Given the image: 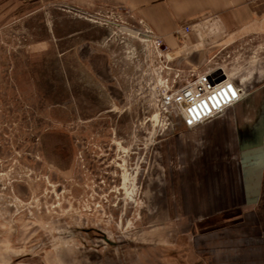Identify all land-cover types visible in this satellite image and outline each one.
<instances>
[{
  "label": "rangeland",
  "instance_id": "obj_1",
  "mask_svg": "<svg viewBox=\"0 0 264 264\" xmlns=\"http://www.w3.org/2000/svg\"><path fill=\"white\" fill-rule=\"evenodd\" d=\"M71 9L0 0V264L236 263L237 236L263 233L237 201V129L264 100V17L171 45ZM213 70L248 101L194 130L170 119L165 91Z\"/></svg>",
  "mask_w": 264,
  "mask_h": 264
},
{
  "label": "crops",
  "instance_id": "obj_2",
  "mask_svg": "<svg viewBox=\"0 0 264 264\" xmlns=\"http://www.w3.org/2000/svg\"><path fill=\"white\" fill-rule=\"evenodd\" d=\"M65 2L66 5L80 11L101 15L113 11H122L126 17L136 24L143 23L153 33L163 36L171 45L180 36L194 33L201 35V26L212 33L236 32L244 29L249 21L255 17H264V4L258 8L250 7V0H53ZM128 26L130 24H127ZM220 25V27H218ZM132 26V25H130ZM218 27V28H217ZM220 29V30H219ZM238 149L239 141L237 140ZM240 159V149H239ZM240 168H241V163ZM242 174V173H241ZM242 179V175H241ZM242 187L238 194V202L243 200L242 206L253 207L254 222L248 221L252 227H259V232L253 236H237L236 242L243 252H238L237 262H233V253L226 257L227 264H261L264 260V176L261 196L257 205L248 206ZM253 215V214H252ZM249 215V216H252ZM246 217V215H245ZM248 220V215H247ZM246 224V226L249 227ZM233 238V237H232ZM236 239V238H234ZM245 245H242V244ZM246 252V254H245ZM243 253V254H242ZM243 255V256H241ZM223 262V263H225Z\"/></svg>",
  "mask_w": 264,
  "mask_h": 264
},
{
  "label": "built area",
  "instance_id": "obj_3",
  "mask_svg": "<svg viewBox=\"0 0 264 264\" xmlns=\"http://www.w3.org/2000/svg\"><path fill=\"white\" fill-rule=\"evenodd\" d=\"M139 24L143 25V23ZM120 25L138 31L134 26L123 23ZM140 32L150 37V41L142 42H162L149 29L140 30ZM243 91L241 84H238L224 71L213 70L198 74L176 90L168 89L162 95L161 101L165 108V114L170 119L179 120L186 129L194 130L223 117L230 109L245 99Z\"/></svg>",
  "mask_w": 264,
  "mask_h": 264
},
{
  "label": "water",
  "instance_id": "obj_4",
  "mask_svg": "<svg viewBox=\"0 0 264 264\" xmlns=\"http://www.w3.org/2000/svg\"><path fill=\"white\" fill-rule=\"evenodd\" d=\"M71 10L86 19L106 22L100 17L88 14L78 9ZM110 24L116 28L118 31L117 33L120 35L130 36V34H133L132 30L127 27H121V30H119L117 24ZM132 38L136 39L134 37ZM251 95L252 94H250L247 98L230 110H233L241 104H244L246 101H248ZM237 134V140L239 141L240 149V163L245 201L246 205L254 206L259 202L264 176V100L261 102L260 108L254 119L246 121V123L240 129H237ZM103 239L109 245L115 246V244L110 242L106 237H103Z\"/></svg>",
  "mask_w": 264,
  "mask_h": 264
},
{
  "label": "bare ground",
  "instance_id": "obj_5",
  "mask_svg": "<svg viewBox=\"0 0 264 264\" xmlns=\"http://www.w3.org/2000/svg\"><path fill=\"white\" fill-rule=\"evenodd\" d=\"M118 26H120V27H127L125 25H120V24ZM127 28H129V27H127ZM129 29L132 30V33H133V34H130V35H137V37H139V38H137L138 40L143 41L142 39H144V40L150 41V37H147L146 35H144L143 33H141L139 30L137 31V30H133L131 28H129ZM119 30H121V29H119Z\"/></svg>",
  "mask_w": 264,
  "mask_h": 264
},
{
  "label": "flooded vegetation",
  "instance_id": "obj_6",
  "mask_svg": "<svg viewBox=\"0 0 264 264\" xmlns=\"http://www.w3.org/2000/svg\"><path fill=\"white\" fill-rule=\"evenodd\" d=\"M103 237H106V238L108 239V237H107L105 234H103L101 238L103 239ZM103 240H104V239H103ZM108 240H109V239H108ZM104 241H105V240H104ZM109 241H110V240H109ZM105 242H106V241H105ZM110 242H111V241H110ZM106 243H107V242H106ZM107 244H108V243H107Z\"/></svg>",
  "mask_w": 264,
  "mask_h": 264
}]
</instances>
